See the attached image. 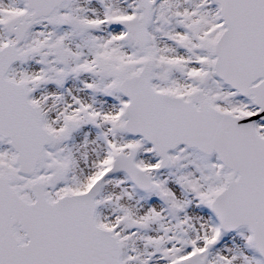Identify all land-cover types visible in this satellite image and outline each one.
Returning <instances> with one entry per match:
<instances>
[{"label":"snow or ice","instance_id":"snow-or-ice-1","mask_svg":"<svg viewBox=\"0 0 264 264\" xmlns=\"http://www.w3.org/2000/svg\"><path fill=\"white\" fill-rule=\"evenodd\" d=\"M0 264H264V0H0Z\"/></svg>","mask_w":264,"mask_h":264}]
</instances>
